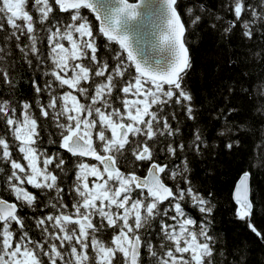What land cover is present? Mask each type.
<instances>
[{"label":"snow or ice","instance_id":"6c2138e0","mask_svg":"<svg viewBox=\"0 0 264 264\" xmlns=\"http://www.w3.org/2000/svg\"><path fill=\"white\" fill-rule=\"evenodd\" d=\"M143 3L0 0V31L8 26L4 45L14 39L20 58L29 68L34 58L35 70L45 78L43 86L31 81L35 111L26 99L14 102L15 62L8 59L10 46L0 47V82L10 93V98L0 97V184L14 197H0V264H144L142 248L148 264H245L246 254L239 261L227 260L226 249L210 234L211 202L187 175L188 156L202 155L208 142L196 123L195 98L184 83L190 62L178 5L160 0L158 46L169 53L161 68L139 59L129 39L127 26ZM220 7L233 16L224 22L225 33L239 26L242 38H264V0H227ZM84 9L94 20L82 14ZM200 10L213 17L210 28L223 20L211 9ZM200 19L195 16L193 23ZM101 35L105 47L115 41L122 50L111 49L110 61L97 54ZM254 55L260 58L264 50ZM177 109L192 122L187 144ZM257 111L264 112V104ZM49 122L56 135L49 143L58 145L51 151L40 140ZM238 131L227 121L217 130L225 148L240 142L233 135ZM259 147L264 149V140ZM160 153L168 163L160 162ZM248 178L244 171L236 184V215L264 241V230L248 219ZM29 185L37 192L29 191ZM185 200L198 209L199 221L185 211ZM37 204L47 211L21 215V208ZM153 222H158V245L147 238ZM32 227L39 230L36 238Z\"/></svg>","mask_w":264,"mask_h":264},{"label":"trees","instance_id":"16d2710c","mask_svg":"<svg viewBox=\"0 0 264 264\" xmlns=\"http://www.w3.org/2000/svg\"><path fill=\"white\" fill-rule=\"evenodd\" d=\"M252 2L259 3L260 0H252ZM225 3L227 0H177V8L186 26L185 43L190 53V66L184 73V83L195 98L196 123L201 127L208 142L207 146L202 149V155L188 156L187 175L193 187L211 202L213 211L209 216V232L226 249L227 260L239 261L240 256L246 254L245 264H264V241L247 227L244 219L237 217L235 211L237 205L233 199V188L238 177L244 171H248L251 176L253 202V210L248 219L258 230H264V149L259 147L264 140V112L257 111L264 104V55L260 58L254 55L264 50V38H261L259 34L251 40L242 38L239 26L235 31L225 33L224 22L233 19L230 12L220 7ZM200 6L211 9L213 14L221 15L223 20L217 21L214 29L210 28L209 20L213 17L209 16L208 12H202ZM189 7L193 9L192 13L186 11ZM56 11L59 10L56 9ZM82 14L94 20L87 9L82 10ZM197 15L201 19L193 23ZM7 28L5 24V30L0 31V47L10 46L11 52L8 54V59L15 62L14 94L11 95V99L16 103L21 99H26L33 105V111H35L31 81L35 78L43 86L45 78L41 76L40 71L35 70L34 58H32L31 68L20 58L14 39L10 45H4L3 38ZM39 35L46 53L45 34L40 32ZM21 41H25L24 36H21ZM105 42L106 38L102 35L97 38V54L110 61L113 56L111 49L120 50L119 45L111 41L108 42L109 47H105ZM63 43L66 47L68 46L67 41ZM43 67L44 65H41V68ZM230 87L231 92H229ZM0 97L10 98L9 89L2 82H0ZM230 108L234 111L228 113L227 110ZM221 112H226L227 115L222 117ZM176 115L181 126V136L187 144L192 122L186 121L179 109L176 110ZM225 121H227V127L239 128V131L234 132L233 135L240 142L234 144L231 149L224 147L226 141L217 133L218 129L225 126ZM171 123L175 126L177 121L173 120ZM47 127L48 131L41 133L40 140L43 147L51 151L58 145L49 143L50 140L56 139V135L51 122ZM2 131L3 128L0 126V132ZM159 158L160 162L168 163L162 153L159 154ZM174 162L180 163L179 161ZM39 164L38 160V166ZM127 167L131 169L132 164L129 163ZM68 175L70 179L72 173L69 172ZM167 182L170 186L173 183L172 181ZM177 182H179V177ZM27 189L34 193L37 192L30 185ZM64 191L65 201L70 203L66 186ZM0 197L14 199V197H9L2 184H0ZM39 199L44 200L45 197L40 196ZM183 207L199 221L201 214L198 209L187 200L183 202ZM45 211L47 209L40 207L39 204L35 209L27 207L20 209L21 215L28 217ZM26 223L32 224L33 222L29 220ZM153 223L154 227L148 229L147 238H150L154 245H158L159 240L156 236L158 222ZM29 230L34 238L39 236L38 229L32 227ZM105 238H108L107 234ZM141 257L144 264H148V257L143 248Z\"/></svg>","mask_w":264,"mask_h":264},{"label":"water","instance_id":"95a60500","mask_svg":"<svg viewBox=\"0 0 264 264\" xmlns=\"http://www.w3.org/2000/svg\"><path fill=\"white\" fill-rule=\"evenodd\" d=\"M96 2L101 5L103 4H110L112 6L117 5V0H96ZM128 2L135 3L136 0H128ZM176 4H177V0H176ZM177 12L181 17L182 23L184 24L178 8H177ZM161 25H162V20L160 17V0H144V3L141 4L140 7L138 8V16L136 17L135 20L131 21L130 24L127 26V31L129 33L130 42L133 48L136 50L138 58L141 59L142 61L147 59L148 64L153 67L163 68L166 66L169 53L164 48L158 46V37L160 35ZM185 33H186V26H185L184 34L182 36V40L184 42H185ZM186 48L190 59V53L187 45ZM157 61H159V64H157ZM240 176L238 177L233 188L234 202L236 195L235 188H236V184L240 180ZM247 183H248V195L252 204V208H251V213H252L253 202H252L250 173Z\"/></svg>","mask_w":264,"mask_h":264}]
</instances>
